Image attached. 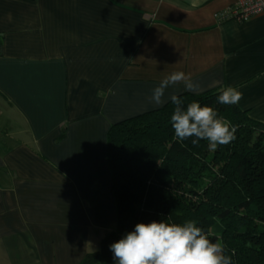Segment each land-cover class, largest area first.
I'll return each mask as SVG.
<instances>
[{
    "label": "crops",
    "instance_id": "crops-1",
    "mask_svg": "<svg viewBox=\"0 0 264 264\" xmlns=\"http://www.w3.org/2000/svg\"><path fill=\"white\" fill-rule=\"evenodd\" d=\"M234 1L0 0V264H80L99 247L116 222L107 130L158 108L165 75L236 87L264 123V12L219 20Z\"/></svg>",
    "mask_w": 264,
    "mask_h": 264
},
{
    "label": "trees",
    "instance_id": "trees-1",
    "mask_svg": "<svg viewBox=\"0 0 264 264\" xmlns=\"http://www.w3.org/2000/svg\"><path fill=\"white\" fill-rule=\"evenodd\" d=\"M222 90L177 94L185 106H210L237 127L235 140L214 151L206 140L176 138L170 100L109 126L106 162L116 222L80 264H114L112 243L137 223L162 219L195 221L210 239L226 245L232 264H264V123L236 104H220Z\"/></svg>",
    "mask_w": 264,
    "mask_h": 264
},
{
    "label": "clouds",
    "instance_id": "clouds-1",
    "mask_svg": "<svg viewBox=\"0 0 264 264\" xmlns=\"http://www.w3.org/2000/svg\"><path fill=\"white\" fill-rule=\"evenodd\" d=\"M193 8L203 0H190ZM183 83L185 91L199 93L201 85L193 82L191 74L173 71L163 77L152 89L148 102L161 107L166 102L165 91L171 86ZM243 98V92L227 86L218 95L220 104L235 105ZM168 100L174 105L170 123L176 138L181 141L195 137L193 144L201 140L208 142L210 150L218 145H227L235 140L237 127L220 117L217 111L207 105L193 101L184 105L176 93ZM114 264H232V257L226 255V245L209 238L206 232L193 220L170 223L167 220L137 223L133 231L112 243Z\"/></svg>",
    "mask_w": 264,
    "mask_h": 264
},
{
    "label": "built area",
    "instance_id": "built-area-1",
    "mask_svg": "<svg viewBox=\"0 0 264 264\" xmlns=\"http://www.w3.org/2000/svg\"><path fill=\"white\" fill-rule=\"evenodd\" d=\"M264 12V0H235L230 6L218 12L219 20L232 19L243 22L249 18Z\"/></svg>",
    "mask_w": 264,
    "mask_h": 264
}]
</instances>
